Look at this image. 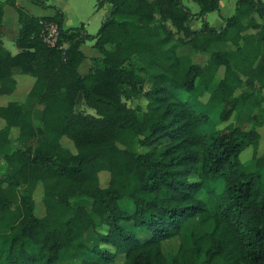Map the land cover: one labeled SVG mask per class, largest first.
<instances>
[{"label": "trees", "instance_id": "1", "mask_svg": "<svg viewBox=\"0 0 264 264\" xmlns=\"http://www.w3.org/2000/svg\"><path fill=\"white\" fill-rule=\"evenodd\" d=\"M193 1L197 13L181 0H100L111 10L95 35L64 28L58 8L38 17L0 1V27L5 3L20 26L15 54L0 31V94L31 76L27 96L43 106L35 127L21 104L0 105V264H264V0H236L219 29L206 14L220 0ZM89 39L101 57L80 74ZM178 47L209 56L201 65ZM241 110L247 126L228 122ZM29 183L42 186V215Z\"/></svg>", "mask_w": 264, "mask_h": 264}, {"label": "rangeland", "instance_id": "2", "mask_svg": "<svg viewBox=\"0 0 264 264\" xmlns=\"http://www.w3.org/2000/svg\"><path fill=\"white\" fill-rule=\"evenodd\" d=\"M100 0H68L67 4L69 5V9H66L63 11L65 16L64 21V27H75L83 23L85 27L86 33L90 35H95L98 31L102 21L109 15L111 6L109 4H104L99 6ZM182 4L189 9L192 13H197L199 11V6L193 1V0H181ZM236 0H221V8L220 10L213 11L211 13L206 14V19L209 23L213 22V19L218 20L220 19V14H223L224 16H230L233 13L234 3ZM226 4H230L232 6L231 9H226ZM132 5H128V8H131ZM74 11V15H73ZM188 24L193 27H198L200 25L199 20H195V22L189 21ZM196 24V25H195ZM10 34L5 31L4 33V46L5 48L10 51L12 54H15L19 51L15 44V40L10 39ZM94 43V40L89 39L83 44V52L85 54L91 55V50L95 49L92 47ZM177 53L179 55H185L187 56L192 62L199 63L203 65L209 54L206 53H195L192 50H190L188 47H178ZM143 60L147 61V57L143 56ZM101 66V63L98 64ZM156 71V69H151L150 72ZM222 72V69L220 71V74ZM25 78H20L17 86L13 93L7 94V95H1L0 94V105H6L10 101H16L17 103L21 104L23 109L30 112L32 116V122L35 127H38L41 125V115H42V109L43 106L38 102L35 98H29L27 96L28 91L34 81V78L27 75H22ZM129 106L139 104L141 106L145 105V101L143 99L135 100L126 102ZM78 107L86 112H92L91 109H89L82 99L78 102ZM215 120L217 119V114L214 115ZM239 119V120H238ZM248 114L241 110L238 112L236 117H231V119L228 122L236 120L237 122H240L241 126L245 127L248 125ZM227 122V123H228ZM227 123H224L222 125H226ZM4 125V122L0 119V127ZM13 144H16L15 136H16V130H13L12 133ZM61 144L63 147L68 148L69 150L73 151L72 143L66 138L63 137L61 140ZM136 149V148H135ZM250 148H246L242 155V159H247L250 157L251 150ZM263 149V141L259 150V153L262 152ZM10 150V146L7 145L5 147V151L8 152ZM249 170L253 168V164L249 163L248 165ZM8 170V166L2 156L0 155V173L3 171ZM109 180V174L108 172L102 171L99 174V183L100 186L104 187L106 186L107 182ZM24 187L29 188L32 190L34 201H35V214L37 216L42 215L44 213V206L42 202V186L34 185V184H26ZM71 202L74 205H84L88 210H91V200L87 197H73L71 198ZM120 204L123 208H126L128 210L131 209L130 203L126 200L120 201ZM95 220L98 221V218L94 216ZM93 237L94 232L89 231L86 234V241L88 244L93 243ZM178 239H170L165 242H163V251L166 256H169L172 254L177 246H178ZM122 260L118 259L115 264H121Z\"/></svg>", "mask_w": 264, "mask_h": 264}, {"label": "crops", "instance_id": "3", "mask_svg": "<svg viewBox=\"0 0 264 264\" xmlns=\"http://www.w3.org/2000/svg\"><path fill=\"white\" fill-rule=\"evenodd\" d=\"M0 1H6V0H0ZM67 2H68V0H48L47 4L52 5V6L42 7V6L35 4L32 0H15V4L17 6L23 7L31 15L38 16V17L52 16L54 14L56 8L60 9L63 13V27H64V21H65V16H64L63 11L65 10V8L66 9L70 8L69 5L67 4ZM220 2H221V0L219 1V7L217 10H220V8H221ZM234 6H235V3H234ZM225 7L228 10L232 8V6L230 4H226ZM233 10H234V8H233ZM209 13H211V12H209ZM73 15H74V11H73ZM225 17H227V16L220 14V19H218V20L213 19V22L210 23V25L217 28V29L221 28L223 25V19ZM193 21L195 22V20H193ZM81 24L83 25V23H81ZM198 27L197 26L193 27V29H196ZM64 28H66V27H64ZM19 30H20V26H19V23L17 21V12H16L15 8L12 5L5 3L3 5L2 21H1V27H0V31L2 33L3 46H4V33H5V31L10 34L9 35L10 39L16 40V38L19 34ZM4 48H5V46H4ZM94 49H95V51L93 49H90L91 55H88V54H85L83 52V44L81 45V50L85 55V59L80 63V65L78 67V71L80 74H85L90 69V66L92 63V60H91L92 58L101 57V54L98 52V50L96 48H94Z\"/></svg>", "mask_w": 264, "mask_h": 264}, {"label": "built area", "instance_id": "4", "mask_svg": "<svg viewBox=\"0 0 264 264\" xmlns=\"http://www.w3.org/2000/svg\"><path fill=\"white\" fill-rule=\"evenodd\" d=\"M44 40L48 43V44H53L55 39H56V35H57V29L56 26L53 24H48L46 23L44 25Z\"/></svg>", "mask_w": 264, "mask_h": 264}]
</instances>
